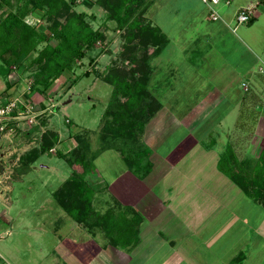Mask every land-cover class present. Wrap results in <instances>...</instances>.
Instances as JSON below:
<instances>
[{"label": "rangeland", "instance_id": "374dc122", "mask_svg": "<svg viewBox=\"0 0 264 264\" xmlns=\"http://www.w3.org/2000/svg\"><path fill=\"white\" fill-rule=\"evenodd\" d=\"M172 1L175 0L160 1L162 7L159 9L158 18L170 25L175 22L176 18L180 19V16L183 15L186 17L183 24L189 22L193 15L184 12L183 9L180 10L179 15L172 14L170 11L174 9ZM258 1L255 0L256 3ZM26 2L27 0H6L3 10L16 11L18 5L22 7ZM95 2L96 0H76V3H80L79 10H87L85 11L88 14L86 19L91 26L104 31L105 38L98 41L87 52V56L75 66L73 71L66 70V74L63 73L56 79L46 92H42L41 87L34 89L32 73L38 69L36 65H32L31 61L36 56V51L17 56L13 55L9 49L0 48V91L6 90L9 76L12 80H17L10 85L11 89L5 93H9L11 96L16 95L17 100L24 103L23 110L27 111L19 118L7 120L13 122L15 127L0 131V159L3 157L9 165L8 177L6 174H1L2 182L0 183V264H8L6 260L13 264H38L43 260V255L47 258L55 255L54 251L57 250L59 235L61 236L55 226L61 216L68 215V213L61 207L54 192L74 172L80 173L83 170V164L76 162V158L82 160L79 157L82 151L86 152L88 162H92L90 168L83 174L84 179L88 180L90 184L95 185L96 181H104L106 185L113 177L127 170L140 178L149 175L148 180L153 182L152 194L149 198L154 197L155 200L147 199L144 203L149 208L153 207L159 211V214L156 212V215H152L151 218L144 216V221L138 225L139 231L141 230L140 235L144 237L147 248L136 251V261L123 262L120 258L122 251L111 249L112 260L105 264H161L163 256L170 247L160 233L166 234L168 237H179L176 244L178 247L184 243L189 247L196 245L198 249L207 244L216 246L219 251L205 252L221 254L222 260L231 259L233 254L239 250L245 251L246 258L250 260L251 258H264V201H253L231 177L222 173L219 165L221 155L227 150L228 145L232 146V144L226 140L219 142L216 139L218 143L211 146L209 144L211 139H206L204 143L200 142L198 145L192 146L186 156L179 160L180 163L161 161L162 163L155 166L152 172L142 176L143 171L133 169L121 154V150L118 149L120 139H105V122L108 118H112V115L108 116L107 109L115 85L107 82L102 74L107 73L110 67L116 65L128 71L133 65L139 67L146 61L148 63V56L153 48L150 46L145 48L143 44L138 43L139 38H136L134 40L137 41L135 51L132 50L131 53L126 54L130 57L119 56L125 42L127 28L118 27L116 20L109 19L106 11ZM224 5V0L217 5L218 11L222 15L224 14ZM260 6L262 7V5ZM235 7V2L228 6V12L231 14L229 20L234 25L237 24L236 14L238 12L236 11L233 15ZM140 8L136 7L135 13L139 12ZM30 9L24 16L25 21L35 24L40 31L45 30L48 20L41 17L43 10L41 8L32 9V6ZM90 14H94V17ZM193 20L195 21V19ZM217 22H221V20L219 19ZM167 24L166 28L170 31ZM183 24L182 26H184ZM243 25L246 26L247 23H243ZM257 26L264 33L263 19ZM207 27L199 26V35H206L212 31L211 41L214 44L217 33L211 27H209L211 30ZM184 30L185 33L184 31L182 33L178 29V34L175 36L178 39H184L196 34L194 29L185 27ZM52 42L56 43V40ZM189 43L186 42L187 45ZM44 44L41 42L38 47L40 48ZM188 49L185 46L178 48L177 45L172 48L174 53L171 50H165L163 54L167 53V56L170 54L172 59L176 57L174 61H180L181 57L177 55L179 51H185L187 57L190 56V53L193 55V50L189 49V51ZM163 54L158 59H162ZM93 56L95 61L92 63L90 58ZM184 62L181 70L187 73L188 65L185 66ZM86 70H92V73L89 76H82L76 83L72 82L78 74ZM202 71L204 72L205 69L203 68ZM99 72L100 74H98ZM159 73L162 74V72ZM218 76H203L206 80L193 84L195 90L168 91L166 101L171 95L176 98L179 93H183L184 99L181 100L184 102L177 101L173 106L167 105V111L175 115L177 119L183 118L186 109L193 108L191 100H189L190 92L192 91L193 98L197 94L203 95L204 91L201 89L206 86L204 82L206 81L210 87L214 84L213 78L219 79ZM162 77L158 76V78ZM174 86H179V84L176 83ZM157 102L159 103V101ZM158 109L157 111H159ZM157 111L152 116L157 114ZM247 124L252 129L256 125L255 122ZM11 128H16L13 134ZM48 129L60 132L63 136L62 141L58 140L50 151L39 156L34 162L23 164L20 157L33 148H39L42 133ZM188 130L189 127L182 124L157 149L166 153V151L178 147L183 142V137ZM213 136L215 135L213 134ZM261 141L263 144L264 139ZM139 142L141 141L139 140ZM262 144L258 146L261 147ZM131 145L132 142H129L127 146H123V150L128 154L133 153L135 156L141 147H136L137 145L131 147ZM240 145L241 142L238 141L236 146L238 155L243 157L245 154L242 152L245 146L241 147ZM258 148L254 151L253 159L259 157L258 150L260 148ZM60 153H64V156H61ZM145 159L142 163L145 162ZM88 186L91 189V198L94 190L90 185ZM105 195L108 200L111 199L109 193L106 192ZM169 199L173 204H168ZM166 204L170 206L167 212L165 208L161 207ZM98 205L101 209L98 208L99 206L95 208H98L99 212H105L106 208H113L115 211L124 210L123 205L117 202L108 206L104 204L102 206V203ZM126 214L130 217L135 212L128 209ZM68 216L70 219L64 217L60 224L65 229L71 228L70 221L77 223L70 215ZM80 227L93 235L94 240L105 244L109 242L110 238L104 234L102 227L92 228L83 223L80 224ZM190 229H197L199 235L193 232L190 236H179L181 233L189 232ZM155 233L156 235H154ZM227 249L229 250L227 251ZM119 250L121 249L119 248ZM127 251L132 255L134 253L133 246H130ZM153 251V256L147 258L148 254ZM245 253L243 252L242 255ZM117 254L119 257L116 256Z\"/></svg>", "mask_w": 264, "mask_h": 264}, {"label": "crops", "instance_id": "0c3cea01", "mask_svg": "<svg viewBox=\"0 0 264 264\" xmlns=\"http://www.w3.org/2000/svg\"><path fill=\"white\" fill-rule=\"evenodd\" d=\"M160 1L161 0H143L141 5V9L145 8L143 16L149 24L159 27L167 36L166 44L158 53H154V43L150 44V47L153 49L148 56L150 68L148 90L160 103L159 111L146 122L143 131L139 135L141 143L145 144L146 147L150 149L148 157L150 168L148 172H152L154 167L162 162L169 163L171 161L173 164L180 163L179 160L186 156L192 146H196V144L198 145L200 142L204 143L205 140L209 138L211 139L209 143L211 146L216 145L218 141L226 140L235 147L234 151L237 155L239 152L236 146L238 141H240V146H245L242 152L245 156L240 157L238 155L241 160L253 158L254 151H256L258 147L260 148H258V154L260 155L264 146V143L262 144L261 141L264 139V77L259 73L258 67L264 65V33L261 32V28L258 29L257 25L260 23L261 19L264 20V16H262L264 14L263 1L259 0L256 3L255 0H229V3H227V0H224V14L222 15L219 11L221 16L219 19L221 22H217L219 19L213 20L210 18L209 7L202 0H179L180 2L175 0L174 2L172 1L174 9L170 10L172 14L179 15L181 13L180 10L183 9L184 12L193 15V18L189 22L183 24L186 17L182 15L180 19L176 18L175 22L170 25L164 22V20L162 22L158 18L159 9L162 7ZM233 2H235L236 6L233 15L242 8L253 7L255 11L254 21L252 23H247L246 26L243 24L237 26L232 24L231 20H229L231 14L228 12V6ZM95 4L106 11L105 5L99 4L97 0ZM79 5L80 3H76L75 9L81 11L79 10ZM130 5L135 9L139 7L136 2ZM260 5H262V7ZM83 11L87 10L83 9ZM233 15L231 16L232 18ZM193 19H195V21ZM166 24L170 27V31L166 28ZM182 24L184 26H182ZM201 25L208 26V29L211 30L212 28L215 33H217L214 38V44L211 41V37L213 36L212 31L210 33L207 31L208 34L206 35H199L198 30ZM185 27L194 29L196 34L185 37L184 39H178L175 34H178V29L180 30L179 32L183 33L184 31L185 33ZM172 33L174 35H171ZM217 41H219V43H217ZM186 42H190L189 45H187ZM177 45L178 48L185 46L193 50V55L190 53V56L187 57L185 56L187 54L185 51H179L177 55H179L181 59L180 61H174L176 57L172 59L170 54L168 56L167 53L163 54V51H172V48ZM216 45L217 48H215ZM162 54L164 57L158 59ZM183 62L185 66L188 65V67H186L189 69L187 73L181 70ZM203 68L205 69L204 72L202 71ZM159 72H162V74ZM63 73L66 74V71ZM209 75H219L218 77L220 78H213L214 84L210 87H208L205 81L204 83L206 86L201 89V91H204L203 95L197 94V96L193 98V93L192 91L190 92L189 100H191L190 103L193 108L190 110L186 109L183 118L177 119L175 115L167 111V105L173 106L177 101L184 102L181 100L184 99L183 93H179L176 98L171 95L168 101H166L165 99L168 95V91L195 90L193 84L206 80L203 76ZM158 76L163 77L158 78ZM8 79L9 85L17 81L12 80L10 76ZM176 83H178L179 86H174ZM244 83L246 85H244ZM5 89L6 90H3L4 98H16V95L11 96L9 93H5L7 90L11 89L10 87L7 86ZM253 122H255L256 125L255 127L253 126L252 129L247 123L251 124ZM9 123H11V121H9L8 124ZM182 124H186L189 127L187 134L183 137V142L178 147L166 151V153L157 149L163 144V141L171 136ZM55 132L59 136V142L62 141V134L56 130ZM213 134L215 136H213ZM216 139H218V141H216ZM260 144H262L261 147L258 146ZM219 154L221 155L222 152ZM144 175L142 174V176ZM148 177L149 175L145 178H140L133 172L127 170L113 177L106 185L104 181V183L96 181L94 182L96 184L93 185L86 180L88 185L94 190L91 197L94 209L100 211L98 210V208L101 209L98 205L99 203H102V206L103 204L108 206L111 203L117 202L122 204L124 208L129 207V210L132 209L134 212L137 210V213L142 217L141 222L144 221V216L151 218L152 215H156V212L159 214L157 209L153 207L149 208L144 203L147 199L155 200L154 197L149 198L152 194L153 182L151 183ZM106 192L109 193L111 199H107L108 197L105 195ZM168 204H173L170 199L168 200ZM96 206L99 207L95 208ZM161 207L165 208L167 212L170 206L166 204L161 205ZM160 210H162V208H160ZM68 215L70 214L68 213ZM68 215L63 214L55 226L61 234V236L59 235V242L56 246L57 250H53L55 255L49 258L43 255V260L39 262L40 264H105V262L109 263L112 260L110 256L111 249L122 251L120 254L121 261L128 262L135 260L137 250H144L147 248V245L144 243V237L140 235L141 230L139 231L138 242L133 245L134 253L130 255L127 251L130 247L116 246L110 241L105 244L101 243L99 240H94L93 235L83 230L80 227L81 223L75 220L71 215L70 216L77 223L70 221L69 226L71 228H63L60 224L64 217L69 218ZM193 232L197 234L198 230L190 229L189 232L181 233L179 236H190ZM160 234H162L161 236L164 238V241L170 247L169 251L163 256L161 264H230L235 258L242 255L243 252L245 253V251L239 250L237 253L233 254L231 259L222 260L221 254L205 252L219 251L216 246H209L207 244L203 248L198 249L196 245L189 247V245H184V243L178 247L176 244L178 242L177 238L179 237H168L166 234ZM154 235H156V233ZM197 235H199V233ZM180 241L179 239V242ZM119 248L121 250H119ZM228 250L229 249H227V251ZM153 254L154 251L148 254L147 258L153 256ZM116 256L119 257L118 254ZM241 257V260L237 264H264V258H251L250 260L246 258V253ZM1 258L3 259L2 256ZM6 261L8 264H13L8 260Z\"/></svg>", "mask_w": 264, "mask_h": 264}, {"label": "trees", "instance_id": "16d2710c", "mask_svg": "<svg viewBox=\"0 0 264 264\" xmlns=\"http://www.w3.org/2000/svg\"><path fill=\"white\" fill-rule=\"evenodd\" d=\"M262 1L264 3V0ZM5 2L6 0H0V48L9 49L17 56L36 51L37 54L31 61L38 69L32 73L34 89L41 87L42 92H46L64 71H73L87 56V52L105 38L104 31L91 26L86 19L88 14L85 11L75 9L76 0H27L22 7L18 5L16 11L3 10ZM97 2L105 5L107 17L115 19L118 27L127 28L119 56L130 57L126 54L135 51L136 38H139L138 43L143 44L145 48L154 43V53L160 52L166 44L167 36L159 27L151 26L143 16L145 8H140V11L135 13L136 9L130 5L136 2L142 7L143 0H97ZM30 5L32 9L43 10L41 17L48 20L45 30L40 31L35 24L25 21L24 16L29 12ZM90 16L94 17V14ZM253 21L254 17L248 23ZM53 40H56V43H53ZM41 42L45 44L39 48ZM94 61L93 56L90 62ZM123 70L116 65L110 67L107 73H101L107 82L115 85L107 109L108 116L112 115V118L105 122L104 135L105 139H120L118 149L121 150V154L133 169L142 170L144 175L150 168L148 160L150 149L138 139L146 122L159 108V103L148 90L150 68L147 61L142 66L133 65L128 71ZM91 73L92 70H86L78 74L72 82L76 83L82 76H89ZM9 127H15V124L9 123L6 129ZM58 140L59 136L55 131L45 130L39 148H33L23 154L20 160L23 164L34 162L40 155L50 151ZM129 142H132L131 147L135 143L136 147H141L135 156L123 150V146H127ZM60 155L64 156V153ZM79 157L82 160L76 158V162L83 164V170L80 173L74 172L54 192L61 207L79 223L92 228L102 227L113 245L133 246L139 240L138 225L142 217L136 212L128 217L126 211L130 209L129 207L120 211L113 208H108L105 212L95 210L90 198L91 189L83 177L92 162H88L85 151H82ZM144 158L145 162L142 163ZM219 165L221 171L231 177L253 201H264V146L256 159L241 160L234 148L228 145L227 150L221 155ZM241 256L230 264H237Z\"/></svg>", "mask_w": 264, "mask_h": 264}, {"label": "built area", "instance_id": "2783aa9c", "mask_svg": "<svg viewBox=\"0 0 264 264\" xmlns=\"http://www.w3.org/2000/svg\"><path fill=\"white\" fill-rule=\"evenodd\" d=\"M209 7V16L213 20H218L221 18L220 13L218 11L217 5L221 2V0H202ZM229 3V0H227ZM255 15V11L253 7H245L240 9L237 14V25L248 23L251 18ZM259 73L264 77V65L259 67ZM244 85H246L244 83ZM24 103L13 98H4L3 92L0 91V131L6 130L8 125L7 120L19 118V116L27 111L23 110Z\"/></svg>", "mask_w": 264, "mask_h": 264}, {"label": "water", "instance_id": "95a60500", "mask_svg": "<svg viewBox=\"0 0 264 264\" xmlns=\"http://www.w3.org/2000/svg\"><path fill=\"white\" fill-rule=\"evenodd\" d=\"M11 130H12V134H13V132L15 131V129L14 128H11ZM10 133V134H11ZM9 165L5 162V160L3 159V157L0 159V183L2 182V180H1V174H6V176L8 177V169H9V167H8Z\"/></svg>", "mask_w": 264, "mask_h": 264}]
</instances>
